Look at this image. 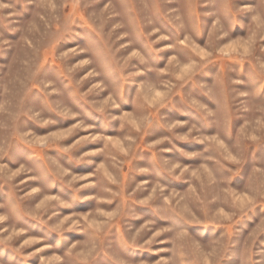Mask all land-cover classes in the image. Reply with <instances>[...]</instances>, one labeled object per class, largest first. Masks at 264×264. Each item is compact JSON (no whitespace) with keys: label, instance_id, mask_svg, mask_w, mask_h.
<instances>
[{"label":"rangeland","instance_id":"374dc122","mask_svg":"<svg viewBox=\"0 0 264 264\" xmlns=\"http://www.w3.org/2000/svg\"><path fill=\"white\" fill-rule=\"evenodd\" d=\"M0 264H264V0H0Z\"/></svg>","mask_w":264,"mask_h":264},{"label":"bare ground","instance_id":"6f19581e","mask_svg":"<svg viewBox=\"0 0 264 264\" xmlns=\"http://www.w3.org/2000/svg\"><path fill=\"white\" fill-rule=\"evenodd\" d=\"M240 1V0H239ZM105 75V74H104Z\"/></svg>","mask_w":264,"mask_h":264}]
</instances>
